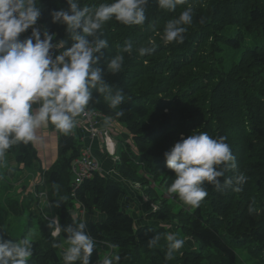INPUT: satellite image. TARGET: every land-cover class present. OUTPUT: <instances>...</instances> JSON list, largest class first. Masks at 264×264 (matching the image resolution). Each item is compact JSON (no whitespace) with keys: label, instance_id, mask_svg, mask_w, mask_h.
<instances>
[{"label":"trees","instance_id":"obj_1","mask_svg":"<svg viewBox=\"0 0 264 264\" xmlns=\"http://www.w3.org/2000/svg\"><path fill=\"white\" fill-rule=\"evenodd\" d=\"M112 2L77 0L80 7ZM37 6L41 9L37 23L44 31L55 33L53 43L64 41L57 54L71 47L74 41L66 25L53 23L51 17L54 10H67L68 0H37ZM189 6L194 9L193 23L185 26L184 42L165 44L166 22ZM145 13L143 25L128 26L115 18L103 25L101 38L109 46L101 50L103 56L95 67L103 69L104 80L114 90H122L125 100L111 109L103 94L93 89L86 108L124 125L131 139L119 140L115 170L122 180L137 183L154 200L156 210L148 211L146 221L135 225L126 209L129 203L122 182L97 172L83 180L71 196L70 164L80 150L73 135L59 131L57 158L45 175L47 200L53 206L59 204L54 208L61 226L75 220L70 214L74 203L85 208L86 230L96 240L90 264H100L107 254L119 255V264H237V248L264 263V0H185L174 11L161 9L158 0H148ZM129 41L134 50L124 54L121 72H108L107 61ZM149 41L155 42V50L139 55L136 49L149 46ZM119 110L124 111L121 117L115 116ZM49 127L55 129L51 123ZM201 131L213 138H227L237 168L226 175L244 173L248 180L240 192L229 188L221 193L205 183L208 196L199 208L174 211L163 192L175 174L167 168L163 153L180 139ZM6 154L26 167L37 160L32 142L14 145ZM20 171H15L13 180ZM157 186L162 194L158 203ZM41 189L7 196V212L15 217L27 212L28 225L37 224L39 237L32 238L28 264H65L60 246L53 244L61 245L67 234L61 233L57 239L51 236L49 221L38 208L40 198L35 196ZM170 196L179 199L176 194ZM253 202L257 213L249 215L247 209ZM161 222H175L189 238L190 244L172 260L165 258L167 231L155 225ZM154 235L161 239L148 247L147 241ZM0 238L15 240L1 230Z\"/></svg>","mask_w":264,"mask_h":264},{"label":"clouds","instance_id":"obj_2","mask_svg":"<svg viewBox=\"0 0 264 264\" xmlns=\"http://www.w3.org/2000/svg\"><path fill=\"white\" fill-rule=\"evenodd\" d=\"M184 3L185 0H158L161 9L171 11ZM147 5L148 0H113L98 6L80 7L77 0H68L67 10H54L51 17L53 23L66 25L74 43L53 57L52 50L62 48L64 41L53 43L55 33L45 30L41 34L40 29L34 27L41 14L37 0H0V160L14 145L36 141V130L48 123L63 134H70L76 117L93 99V89L103 94L111 109L118 108L125 100L123 91L114 90L104 80L103 69L95 67L103 56L101 50L109 46L108 40L101 38V30L112 18L128 26L143 25L147 19ZM193 11L189 6L178 17L166 22L162 36L165 44L184 42L185 26L193 23ZM200 22L204 23L203 17ZM30 27L31 35L21 40L20 34ZM155 47V42L149 41V46H140L136 51L144 56L151 54ZM133 50L131 41L124 44L107 61L108 72L120 73L124 54L131 55ZM123 115L122 110L115 112L117 117ZM226 139L225 136L213 138L206 131L193 132L165 151L166 166L175 174L167 187L168 193L176 194L184 205L195 209L208 196L205 183L221 193L229 188L242 191L248 177L244 173L226 175L237 168L236 157L225 143ZM57 187L54 183L53 188ZM247 211L249 215L257 213L254 202L249 204ZM48 227L54 239L61 233L67 234L64 242L68 246L63 252L65 264L77 261L90 264L96 240L86 230V221L73 220L61 226L59 217L54 216ZM160 239L159 235H154L147 246H156ZM165 239V258L172 260L189 238H179L176 233L169 232ZM58 246L59 243L53 244V247ZM32 254L31 234L15 240L0 238V264H28ZM120 259L119 255L107 254L100 264H119Z\"/></svg>","mask_w":264,"mask_h":264},{"label":"rangeland","instance_id":"obj_3","mask_svg":"<svg viewBox=\"0 0 264 264\" xmlns=\"http://www.w3.org/2000/svg\"><path fill=\"white\" fill-rule=\"evenodd\" d=\"M28 31L31 32L30 29H28ZM80 117V115H79ZM110 123H108L106 126H100L101 128H106L109 130L111 137L113 138V142L116 144L115 145V154H116V149H117V145L119 144V140L120 139H125L130 140L131 136L128 134L127 130L125 129L124 125L121 124L120 122H117L115 120H111L109 118H107ZM79 121V118L77 119V123ZM114 133V134H113ZM84 134L86 137L90 138L88 136V134L86 133V131H84ZM115 134L117 135V138L115 137ZM91 139V138H90ZM91 140H95L96 142L99 143V145L101 146L100 148H103L102 146H105L104 140L103 138H93ZM104 150V148H103ZM83 150H80V152H82ZM86 152L88 153V155L93 159V160H97L99 162V160L92 155V152L90 150V148H86ZM104 152L106 153V151L104 150ZM107 155V153H106ZM108 156V155H107ZM117 156V155H116ZM118 157V156H117ZM112 164H115L116 161L118 160V158H111L109 157ZM74 160V159H73ZM96 161V162H97ZM8 160H7V156L4 157V161H2L0 163V175H2V179L0 181L1 185L3 188L0 191V230L6 234L9 235L10 237H13L15 239H19L22 238V236L25 235H29L31 234V238H35V237H39V231L37 229V224L34 222L31 225H28L27 220H28V213H24L22 216L19 217H15L13 215H10L7 212V208H6V204H5V198L7 196H12L13 194L17 193V191H27L29 189V184L30 181L32 179V177H30V179H24L21 183L18 184V182H11L9 181L6 177V171L5 169L8 167L7 164ZM100 163V162H99ZM115 168V167H114ZM115 172L117 173V171L115 170ZM96 173V172H95ZM97 173L101 174V167H100V171H98ZM94 174V173H93ZM44 180V179H42ZM122 182L124 183H120L122 187H126L128 185L133 186V188L135 190L138 191V195H139V200L141 205L139 206L138 203H136L134 201V205L136 204L138 207L140 208H133L132 206V202H133V195L131 193H126L127 195V201L129 204H127L126 209L128 211V213L132 216V218H134V224L138 225V222H142V221H138L137 222V215L140 216L143 207L146 208L145 213L150 211V209L153 207V205H156L154 203V200H152L151 198H149L148 196H146L143 191L140 189V187L134 183H130L126 180H122ZM9 183L11 185V187H9ZM14 184V185H12ZM155 184L151 182V186H154ZM156 186V185H155ZM164 196L168 199V202L171 204L172 208L174 211L183 209L184 211H190L193 210L192 208H190L187 205H184L182 201H180L179 199H173L170 194L168 193V191H164ZM160 196H162L161 194V187L156 188V195H155V201L158 203ZM132 198V199H130ZM47 199L43 198L42 200H40L46 207V212L45 214L48 215L49 220H51L54 216H56V211L54 210V206L53 205H49V201ZM152 206V207H151ZM157 206V205H156ZM44 207V208H45ZM74 208L76 209V213H81V209L78 207L77 204H74ZM139 211V213L136 212ZM36 212V210H34ZM144 213V210H143ZM78 221L82 222L85 221L86 219V214L84 215V218L81 214H79V216H77ZM46 220V219H45ZM48 221V220H47ZM77 222V223H79ZM153 221H150V223H152ZM155 225H159V226H164L167 233L169 232H174L178 235L179 238H184L185 237V233L182 230L181 227L176 226L175 222H161ZM65 240L62 239L61 240V245H60V253L63 254L64 250L67 248V244L64 242ZM187 243L190 244V242L187 240ZM236 256H237V264H264L258 260H254L250 257V255L247 253V251L245 249H241V248H237L236 249ZM241 257H244V259H241ZM77 264V262L75 263Z\"/></svg>","mask_w":264,"mask_h":264},{"label":"crops","instance_id":"obj_4","mask_svg":"<svg viewBox=\"0 0 264 264\" xmlns=\"http://www.w3.org/2000/svg\"><path fill=\"white\" fill-rule=\"evenodd\" d=\"M30 35H31V32L27 30V31L21 33L19 38L21 40H23V39L29 37ZM35 107L36 106L34 105V108ZM78 118H79V116L76 117L75 127L73 128L72 132L70 133L75 137V141L78 144V149L84 150L86 148H90L92 155H94L100 162L101 174L103 176L116 178L122 182L120 176L115 172L114 164H112V162L109 158L110 156L106 155L103 148H100L101 146L99 145L98 142H96L95 140H91L90 138L85 136L83 129L77 123ZM108 123H110V121L107 118H102V119H100L99 125L100 126H103V125L106 126ZM57 131L58 130L56 128L52 129L51 127H49V123L47 126H41L40 128H38L36 130V136L38 139L36 141L32 142V144L36 150L37 160L30 167H26L22 164H17L10 155L5 154V156H7V160H8V162H7L8 167L5 169L6 176H7L6 178L9 181H11L12 183L13 182L21 183L24 179H27V178L30 179V177H32L30 184H29L30 187L27 191L24 190V193L25 192H31L32 193V191H31L32 189L36 190L37 185L34 188H31V187L35 183H37L39 180H41V179L45 180L46 172L50 169V167L55 162V160L57 158V138H58ZM115 137L117 138L116 134H115ZM2 161H4V159H2L0 161V163ZM19 169L21 171L18 175V178L16 180L15 179L13 180V177H12L13 174L15 173L16 170L18 171ZM1 179H2V175H0V181H1ZM0 185H1V183H0ZM43 189L45 190V188H42L41 190H43ZM125 190L127 193H131L133 195V202L131 203L133 208H140L136 204L134 205V201L136 203H138L139 206L141 205L140 200H139L138 191L135 190L133 188V186H131V185H128ZM130 199H132V198H130ZM46 202H47V200H46ZM50 205H53V204L49 202L48 206H50ZM44 207H45V205L42 202H39L38 208L43 213L44 217H46L47 216V214H45L46 207H45V209H44ZM32 210H35V208ZM54 210H55V208H54ZM143 210H144V213H143ZM145 210H146V208L143 207L141 215L140 216L137 215V222L142 221V222H138V223H143L146 221L145 214L147 212L145 213ZM136 212L139 213V211H137V210H136ZM38 213H39V211H38Z\"/></svg>","mask_w":264,"mask_h":264},{"label":"built area","instance_id":"obj_5","mask_svg":"<svg viewBox=\"0 0 264 264\" xmlns=\"http://www.w3.org/2000/svg\"><path fill=\"white\" fill-rule=\"evenodd\" d=\"M34 27H37L40 29L41 34L44 32L43 27L41 24L37 23L34 25ZM32 31V27L29 28ZM41 38L43 36L41 35ZM53 57L57 55V49L52 50ZM107 118L102 113L98 112L97 110H91L86 108L85 111L80 114L78 124L83 129V131H86L88 136L93 138H103L105 146H102L104 150L106 151L107 155L112 157L113 159L118 158L115 154V143L113 142V138L110 135V132L106 128H101L99 125L100 119ZM97 161V160H96ZM95 160H93L88 153L86 152V149H84L79 157L72 160L70 164V172H71V196H75V189L80 186V184L85 180L86 178H90L93 173L100 171V163ZM44 195L43 192L38 193L39 197H42ZM78 207L81 209V213H76V216H79L81 214L84 218L85 215V208L81 204H77ZM152 207V206H151ZM156 209L157 206L153 205L151 210ZM74 214V215H75Z\"/></svg>","mask_w":264,"mask_h":264}]
</instances>
